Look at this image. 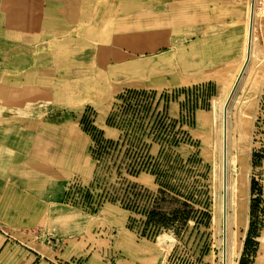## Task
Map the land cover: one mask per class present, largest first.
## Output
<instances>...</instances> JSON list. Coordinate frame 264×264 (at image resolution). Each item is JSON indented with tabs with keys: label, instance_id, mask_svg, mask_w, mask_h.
Masks as SVG:
<instances>
[{
	"label": "crops",
	"instance_id": "1",
	"mask_svg": "<svg viewBox=\"0 0 264 264\" xmlns=\"http://www.w3.org/2000/svg\"><path fill=\"white\" fill-rule=\"evenodd\" d=\"M251 1L0 0V264H148L115 247L133 238L111 204L87 214L64 203L94 171L81 117L92 109L93 125L116 141L105 120L124 90L204 85L228 97L253 51L255 39L246 62ZM208 112L194 113L189 132L200 145L212 139ZM167 113L176 120L179 106ZM27 235L45 239L33 249ZM156 248L142 256L155 264Z\"/></svg>",
	"mask_w": 264,
	"mask_h": 264
},
{
	"label": "rangeland",
	"instance_id": "2",
	"mask_svg": "<svg viewBox=\"0 0 264 264\" xmlns=\"http://www.w3.org/2000/svg\"><path fill=\"white\" fill-rule=\"evenodd\" d=\"M263 8L264 3L262 12L257 17L256 37L252 43L253 51L245 67V73L231 96L227 110L226 176L230 186L238 194L236 201L243 204L247 218L245 230L242 227L232 229L233 233L237 234L242 249L238 256L231 259V264H264V251L259 253L260 242L264 241ZM226 99V94L213 98L211 104L213 109H204L209 111L207 114L210 119L209 124L213 127L212 139H209L207 143L200 145L199 141L190 137L191 130H189L186 134L189 140L195 143L191 146L181 144L173 150L164 148L165 153L160 157H158L159 148L156 145L149 149V157L155 160V166L159 168V184L149 174L130 178V181L136 184L133 181L139 177L142 186L136 185L148 190L150 193L148 197L138 202L137 211L132 213L115 204L110 205L114 212H121L124 216L125 231H122L124 236L129 234L135 242L140 244H136L131 239L129 244H126L124 239L117 238L114 242L115 247L123 249L127 245L126 250L129 253L139 259L145 258L150 261L154 257H143L142 253L155 251L154 248L157 247L158 257L155 264H222L221 235L214 220L219 215L221 164L223 165L219 113L221 103ZM258 101L262 103L259 106ZM215 107L217 115L213 117L212 111ZM176 132L177 130H175V136ZM102 162L100 178L97 179L98 184L106 186L111 181V184L118 187V179L115 176L107 177L105 180L101 173L108 171L112 162H108L105 157ZM239 178L247 180V184L241 183ZM123 179L128 180L125 176ZM231 205L229 204V207ZM145 209L148 213L150 210L155 212L149 213V216L141 214L140 212ZM30 221L20 219V227L30 225L34 227L36 221L32 224ZM248 230L249 240L247 241ZM150 231H153L156 236L151 237ZM44 236L27 235L30 241L29 247L34 249L37 240L39 238L41 241L44 240ZM162 236V241L157 242V239ZM16 239L22 242L21 236ZM40 248L39 253L48 258L52 257L42 243ZM104 248L107 249L108 246ZM57 260L59 259H55L53 264ZM151 263L154 264L152 261Z\"/></svg>",
	"mask_w": 264,
	"mask_h": 264
},
{
	"label": "built area",
	"instance_id": "3",
	"mask_svg": "<svg viewBox=\"0 0 264 264\" xmlns=\"http://www.w3.org/2000/svg\"><path fill=\"white\" fill-rule=\"evenodd\" d=\"M212 89L210 86L199 85L158 93L124 90L115 99L105 120L107 126L119 133L116 141L103 137L102 132L93 125L94 111L87 108L81 117L80 126L90 138L88 154L94 164L93 176L88 186L77 182L70 184L64 194V203L87 214L96 213L107 203L115 204L131 213L137 211L138 202L147 198L150 193L145 188L133 184L130 178L149 174L159 184V168L155 166V160L149 157V149L156 145L160 157L166 149L173 150L181 144H195L189 140L186 133L194 128V113L200 109L204 110L206 105L211 108L213 97H208ZM172 103L179 106V116L176 120L171 119L167 113ZM104 157L112 163L108 171L101 173L105 180L115 176L118 179V187L111 184V181L106 186L98 184ZM124 176L127 181L123 179ZM140 213L147 214V210ZM55 264H82V261L73 259L65 263L57 260Z\"/></svg>",
	"mask_w": 264,
	"mask_h": 264
},
{
	"label": "bare ground",
	"instance_id": "4",
	"mask_svg": "<svg viewBox=\"0 0 264 264\" xmlns=\"http://www.w3.org/2000/svg\"><path fill=\"white\" fill-rule=\"evenodd\" d=\"M263 3H264V0H253V6H252V14H253L252 17H253V19H252V24H251V26H252L251 27V32L252 33H251V40L250 41H252L256 37V33L253 31L254 30V26H255L254 22L257 19V17L259 16V14H261V12H262ZM244 67H245V65L242 67L243 68L242 75H243V73H245V68ZM242 75L240 76V78L242 77ZM225 101H222L221 108H220V113H219V115H220L219 116V118H220L219 132H220V140H221V158H222V152H223V140H222V138H223V126H224V122H223V108H224V105H225L224 104ZM227 110H228V107H227ZM212 112H213L212 113L213 117L217 115L216 107L214 108V110ZM209 120L210 119H208V118H207V120H205V122L208 123V125H209V122H210ZM225 122H226V133H225V138H226L227 129H228L227 128V124H228V122H227V111H226V120H225ZM225 158H226V154H225ZM222 169H223V165L221 164V176H222ZM226 170H227V158H226ZM239 179L241 180V183L247 184L246 183L247 180H244V178H239ZM220 194H221V196H220V206H219V210H218L219 215L217 217H215L214 224H216V226H217V228L219 230V233L221 235L220 244H221V248H222V250H221L222 264H231L230 263L231 259H233L235 256H238L240 254V252H241V249H242L241 248V243L238 242L237 234L235 232L233 233L232 229H234V228L235 229H239L240 227H242L245 230L246 225H247V218L245 217V212L243 210V207H244L243 204L241 202H237L236 201V199L238 197V194L235 193L233 188L230 186V184L228 182V176L226 177L225 186H223V176H222V179H221V193ZM224 196H225V212H226L225 218H223V212H222ZM229 204L230 205L232 204L231 207H229ZM223 224H224V230H225V244H224V248L225 249L223 248V230H222L223 229ZM162 239H163V236L161 238H158L157 242L158 241H162ZM263 251H264V241L261 240L259 253L261 254ZM150 263H151V261L148 260V264H150Z\"/></svg>",
	"mask_w": 264,
	"mask_h": 264
},
{
	"label": "water",
	"instance_id": "5",
	"mask_svg": "<svg viewBox=\"0 0 264 264\" xmlns=\"http://www.w3.org/2000/svg\"><path fill=\"white\" fill-rule=\"evenodd\" d=\"M252 6H253V0L251 1V7H250V19H249V28H248V32H249V35H248V41H247V56H246V62L249 58V45H250V39H251V22H252ZM242 72H243V69L242 71L239 73L238 77L236 78L234 84L232 85V89L230 91V94L229 96L227 97L226 101H225V105H224V108H223V122H224V126H223V152H222V158H223V169H222V176H223V186H225V183H226V158H225V154H226V143H227V140H225V133H226V111H227V107H228V103L230 101V98L231 96L233 95L235 89H236V85L240 79V76L242 75ZM223 218H225V215H226V212H225V196L223 198ZM223 248H224V244H225V230H224V224H223ZM225 249V248H224Z\"/></svg>",
	"mask_w": 264,
	"mask_h": 264
},
{
	"label": "trees",
	"instance_id": "6",
	"mask_svg": "<svg viewBox=\"0 0 264 264\" xmlns=\"http://www.w3.org/2000/svg\"><path fill=\"white\" fill-rule=\"evenodd\" d=\"M214 94H215V90L214 89H212V92L209 94V97L208 98H212L213 96H214ZM205 109H208V106L206 105V107H205ZM153 212H155V211H153ZM153 212H151V210L149 211V213L151 214H153ZM148 212H147V214H148V216L150 215ZM151 232V231H150ZM150 236L152 237V236H156V234L152 231L151 232V234H150ZM247 241L249 240V231H248V234H247ZM246 247V246H245Z\"/></svg>",
	"mask_w": 264,
	"mask_h": 264
}]
</instances>
